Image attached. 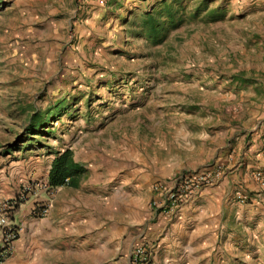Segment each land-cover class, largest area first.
<instances>
[{"label":"rangeland","instance_id":"374dc122","mask_svg":"<svg viewBox=\"0 0 264 264\" xmlns=\"http://www.w3.org/2000/svg\"><path fill=\"white\" fill-rule=\"evenodd\" d=\"M160 1L0 0V200L21 219L89 190H48L56 151L90 171L101 161L197 171L263 138L264 0H206L224 13L216 22L192 17L202 0H180L187 19L154 44L140 14ZM35 114L49 120L33 135ZM235 185L232 198L263 200Z\"/></svg>","mask_w":264,"mask_h":264},{"label":"crops","instance_id":"0c3cea01","mask_svg":"<svg viewBox=\"0 0 264 264\" xmlns=\"http://www.w3.org/2000/svg\"><path fill=\"white\" fill-rule=\"evenodd\" d=\"M261 128L264 131V125ZM256 139L242 151L248 143L240 142L235 158L231 149L224 160L202 167L232 159L230 168L235 169L182 202L171 217L154 207L158 196L152 187L167 185L182 172H173L174 164H166L163 173L153 163L147 170L134 161L120 166L101 161L99 169L91 171L84 165L79 186L61 188L85 187L87 193L67 199L58 193L47 203L44 218L31 215L37 204L27 208L23 219L15 210L18 238L3 264H132V253L141 245L148 253L146 264H264V182L250 171L261 168L264 175V136ZM240 154L242 166L235 162ZM235 184L254 191L251 197L263 195V200L243 203L232 198Z\"/></svg>","mask_w":264,"mask_h":264},{"label":"built area","instance_id":"2783aa9c","mask_svg":"<svg viewBox=\"0 0 264 264\" xmlns=\"http://www.w3.org/2000/svg\"><path fill=\"white\" fill-rule=\"evenodd\" d=\"M225 172L223 165H216L204 170H185L175 175L167 185L155 184L152 191L158 196L153 202L157 211L166 216H173L180 204L193 197L201 188L212 186L217 183ZM257 181L263 180L264 175L260 172L254 175ZM48 188V187H47ZM49 190V189H48ZM53 192L54 190H49ZM236 199L240 202L247 197L241 192H236ZM49 211L47 203L37 204L31 210L35 218H44ZM15 203L0 200V264L10 256L13 243L18 238V230L13 222ZM148 258L144 246H138L132 253V264H146Z\"/></svg>","mask_w":264,"mask_h":264},{"label":"trees","instance_id":"16d2710c","mask_svg":"<svg viewBox=\"0 0 264 264\" xmlns=\"http://www.w3.org/2000/svg\"><path fill=\"white\" fill-rule=\"evenodd\" d=\"M206 2V0L201 1L200 6L195 10L196 14H192V17L198 15L201 11L206 12V16L211 22L222 20L224 17L222 10L220 8L210 10ZM179 6L180 0H161L157 10L148 9L141 13L140 21L142 25L139 32L140 35L144 36L151 43H162L169 31L178 28L187 19L183 8H179ZM192 17L191 19H193ZM65 103V101L59 102L60 107L58 111L65 109L67 105ZM48 120H45L41 114H35L29 126L31 134L39 133L40 128L43 125H47ZM85 173V166L75 161L71 150L66 149L63 152L56 151L54 152V159L48 171L46 186L49 190H56L61 187L77 188Z\"/></svg>","mask_w":264,"mask_h":264}]
</instances>
